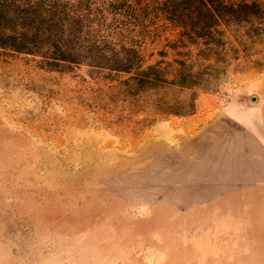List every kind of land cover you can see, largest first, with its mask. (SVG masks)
Listing matches in <instances>:
<instances>
[{
  "label": "rangeland",
  "instance_id": "374dc122",
  "mask_svg": "<svg viewBox=\"0 0 264 264\" xmlns=\"http://www.w3.org/2000/svg\"><path fill=\"white\" fill-rule=\"evenodd\" d=\"M251 45L191 88L0 50V264H264V150L236 121L264 95Z\"/></svg>",
  "mask_w": 264,
  "mask_h": 264
},
{
  "label": "trees",
  "instance_id": "16d2710c",
  "mask_svg": "<svg viewBox=\"0 0 264 264\" xmlns=\"http://www.w3.org/2000/svg\"><path fill=\"white\" fill-rule=\"evenodd\" d=\"M168 30L177 31L176 39L166 37L169 50L187 56L193 48L200 63L174 60L168 72L164 49L150 61L149 46ZM263 39L264 0H0V50L51 67L127 74L126 86L217 87L227 75L220 68L227 53Z\"/></svg>",
  "mask_w": 264,
  "mask_h": 264
},
{
  "label": "crops",
  "instance_id": "0c3cea01",
  "mask_svg": "<svg viewBox=\"0 0 264 264\" xmlns=\"http://www.w3.org/2000/svg\"><path fill=\"white\" fill-rule=\"evenodd\" d=\"M264 92L261 90L260 93ZM250 111H242L239 115V122L243 127L252 132V136L256 139L261 149L264 150V95H258V104L250 107ZM259 109L258 116L255 117L254 110Z\"/></svg>",
  "mask_w": 264,
  "mask_h": 264
}]
</instances>
